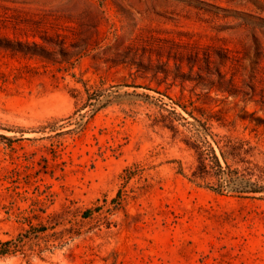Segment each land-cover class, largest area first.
I'll list each match as a JSON object with an SVG mask.
<instances>
[{
    "label": "rangeland",
    "instance_id": "obj_1",
    "mask_svg": "<svg viewBox=\"0 0 264 264\" xmlns=\"http://www.w3.org/2000/svg\"><path fill=\"white\" fill-rule=\"evenodd\" d=\"M2 244L264 264V0H0Z\"/></svg>",
    "mask_w": 264,
    "mask_h": 264
},
{
    "label": "trees",
    "instance_id": "obj_2",
    "mask_svg": "<svg viewBox=\"0 0 264 264\" xmlns=\"http://www.w3.org/2000/svg\"><path fill=\"white\" fill-rule=\"evenodd\" d=\"M216 163H217V166L219 167V170L221 171V172H223V169H222V166L220 165V163H219V160H218V158L216 157ZM248 185H249V182H246ZM215 191H217V192H220L221 190H219V189H216V188H213ZM242 189V192H246L247 190V187H243V188H241ZM260 189H262V188H254V190H251L252 192H259V191H261ZM4 246H5V244H2L1 245V247H0V255H3V254H5V252H4Z\"/></svg>",
    "mask_w": 264,
    "mask_h": 264
}]
</instances>
